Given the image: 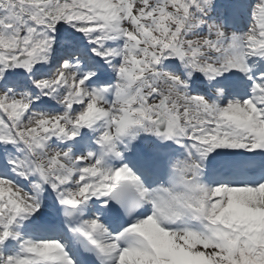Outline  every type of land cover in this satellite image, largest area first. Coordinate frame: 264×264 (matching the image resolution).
I'll return each instance as SVG.
<instances>
[{"label":"snow or ice","instance_id":"6c2138e0","mask_svg":"<svg viewBox=\"0 0 264 264\" xmlns=\"http://www.w3.org/2000/svg\"><path fill=\"white\" fill-rule=\"evenodd\" d=\"M0 264H264V0H0Z\"/></svg>","mask_w":264,"mask_h":264}]
</instances>
